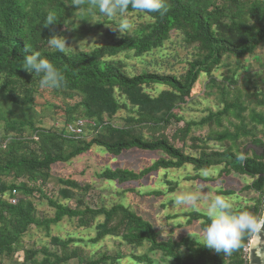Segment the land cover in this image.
I'll return each instance as SVG.
<instances>
[{
	"label": "trees",
	"instance_id": "16d2710c",
	"mask_svg": "<svg viewBox=\"0 0 264 264\" xmlns=\"http://www.w3.org/2000/svg\"><path fill=\"white\" fill-rule=\"evenodd\" d=\"M250 1L252 7L245 10V5ZM70 3L71 0H0V123H4V136L0 138V258L13 260L22 238L32 226L49 232L51 226L68 218L77 219L79 227L88 228L95 219L103 217L104 221L98 224L97 235L91 240L92 243L106 237H121L130 246L145 242L151 253H162L174 264H248L243 254L244 248L226 257L190 238L161 241L150 221L122 204L110 209L83 206L79 197L90 189L70 179L59 180L64 186L59 190V199L48 197L42 189L51 176L52 167L71 162L89 152L93 146L115 157L136 149L161 152L166 158L139 174L117 169L105 170L100 177L123 185L140 182L159 170H179L185 165L207 170L224 165V175L233 173L253 180L243 188V192L252 191L260 196L253 207H238L235 210L256 212L258 208L264 207V179L260 177L264 174V153H253L252 156L246 154L242 162L237 159L241 153H235L230 148L222 152L202 151L199 157H192L175 146V142L186 141L192 127L211 124L214 120L219 123L222 117L230 114H235L240 121L239 126H234L233 133L225 131L210 140H229L236 145L241 135L251 137L254 144L263 146L261 139L246 125L243 114L247 107L239 101L240 97L229 102V93L222 89L224 107L221 111L210 113L199 123H184L171 137L165 134L173 123L182 122L175 111L191 96L202 74L211 75L225 55L241 59L264 48V0H164L167 7L164 15L137 12L149 17L151 22L133 36H125L91 52H68L65 55L49 49L46 40L53 33L60 35L64 22L68 23L73 17L74 9ZM49 12L57 15L58 24L46 27L45 20ZM129 13L136 11L129 7ZM175 30L182 32L188 45H195L198 49L197 56L188 63V69L180 77L150 73L129 76L122 61L112 60L128 51L140 58L161 47ZM27 45L32 52L39 51L42 58L48 59L65 75L61 87L51 88L54 94L67 99H81L72 108L74 112H79L78 117H71L65 124L75 123L79 119L87 120L89 124L83 135H71L64 128H37L35 119L14 120L3 115L2 110L8 109V105L20 111L31 107L33 94L40 90L39 77L34 79V73L30 74L21 68L24 57L32 54L27 50ZM211 81L215 82L213 79ZM152 85L164 86L168 90L151 97L145 88ZM120 98L125 102H121ZM258 105L263 106L264 103L259 102ZM121 110L131 111L135 115L127 118L126 126L115 127L105 117L111 119ZM250 116L254 123L264 128L263 114L257 115L252 109ZM88 129L94 133L90 141L84 138ZM27 130L31 133L25 135ZM144 130L152 133L150 139L144 138ZM2 177L12 178L11 183L3 181ZM14 190L17 195L21 191L26 197L41 194L55 210L54 217L38 219L32 201L27 198L18 196L17 205L10 204L9 198ZM234 194L233 191H227L222 195ZM72 200L78 202L75 208L62 203ZM188 216L187 223L201 222L202 230L210 222L205 214L193 212ZM74 242L73 238L68 241L52 239L54 245L61 247ZM182 249L186 250L185 255ZM39 253L43 254L42 261L36 258ZM72 256L76 257L77 254L74 252ZM132 258L139 263L151 264L146 256ZM70 259L66 253H50L44 248L41 252L27 251L22 264H63ZM121 259V254L115 257L104 255L89 264H106Z\"/></svg>",
	"mask_w": 264,
	"mask_h": 264
},
{
	"label": "rangeland",
	"instance_id": "374dc122",
	"mask_svg": "<svg viewBox=\"0 0 264 264\" xmlns=\"http://www.w3.org/2000/svg\"><path fill=\"white\" fill-rule=\"evenodd\" d=\"M71 7L74 9V15L68 22L69 26H64L60 34L67 37L69 46L77 48V51L69 50V52H78V42L85 40L89 46L85 44L80 51L91 52L95 48L112 44L125 36H133L136 31L151 22L149 17L141 13H129L132 28L125 36H121L118 30L114 31L111 28L116 21L101 16L98 10H96V16L93 17L87 2L78 13H75L78 11L77 6L71 5ZM251 7L250 1L244 9L249 10ZM225 21L228 22V19ZM197 54V47L188 45L184 41L182 32L175 30L171 32L168 40L161 47L140 58L134 57L133 53L128 51L112 60L122 61L129 76L150 73L180 77L188 69V63ZM212 79L215 82H212ZM222 89L229 93L227 98L229 102H234L240 97L239 101L247 107V111L243 114L246 125L248 129L254 131L258 139H261L263 146L254 144L253 138L241 135L236 145L229 140H210L216 134L225 131L234 132V126L240 124L235 114L222 117L219 123L214 120L211 124L192 127L186 141L184 143L175 142V146L182 148L185 154L192 157H199L202 151L208 153L222 152L227 148L232 149L235 153L244 152L249 156H252L253 153L258 155L264 153V128L250 119L252 109L257 115H264V105H258L259 102L264 103V48H259L254 54L241 59L225 55L222 63L212 71L211 75L202 74L193 87L191 96L186 98L180 109L175 111L177 118H181L182 122L179 124L173 123L165 131V134L171 137L173 132L178 127H182L184 123H199L210 113L221 111L224 107ZM166 90H168L167 87L159 85L145 88V92L151 97H157ZM254 96H256V99ZM117 98L119 97L117 96ZM33 100V103H30L31 107L28 109L20 111L16 108L14 110L11 105H8L9 108L2 110V113L7 118L14 120L19 118L35 119V127L57 130H63L65 123L71 117L77 118L79 115V112H74L72 109L81 101L79 97L63 98L55 95L53 90L49 88L40 89L38 93H34ZM120 100L125 102L122 98ZM248 101L252 103L250 104ZM69 107L70 110H67ZM134 115L131 111L121 110L111 119L105 118L115 127H123L127 125V118ZM3 127L4 123L1 122L0 138L4 136ZM29 133L31 131L27 130L25 135ZM143 135L145 139H150L152 133L144 130ZM93 137V130L88 129L84 138L90 141ZM162 158H166V156L161 152H145L136 149L123 152L115 157L103 149L93 146L89 152L73 159L71 162L57 164L52 167L51 176L42 190L48 197L59 199V190L64 188L59 180L70 179L90 189L87 194L79 197L83 206L92 209H110L115 205L122 204L150 221L161 241L169 238L175 241L190 238L201 244H204L201 222L188 224V215L193 212L207 215L206 209L209 201L201 200L198 202L197 207L173 208V200L177 194L195 190L201 193L210 191L213 195H222L224 192L233 191L235 192L234 195L226 197L231 198L230 202L233 204L234 209L253 207L260 197L259 194L252 191H242L245 186L253 182L252 179L233 173L229 176L224 175L222 173L224 165L207 169L210 173L207 177L201 175L203 169H197L192 165H185L179 170H159L140 182L123 185L108 182L100 177L105 170L117 169L129 170L139 174ZM1 179L7 183L12 181L10 177H2ZM18 193L20 198H27L32 201L38 219L45 220L54 217L55 210L49 206L47 200L41 194L36 193L33 197H26L21 191H18ZM62 203L72 208H75L78 204L73 200L62 201ZM103 221L104 218L99 217L88 228H84L79 227L77 219L64 218L57 225L51 226L49 232L32 226L22 238L13 260L0 258V264H9V262L11 264H22L27 251L41 252L44 248H47L50 253H66L70 256L71 259L63 264H89V262L96 261L104 255L115 257L117 254H121V260L117 262L109 261L106 264H146L135 261L132 256H146L151 264H174L171 259L165 257L162 253H151L149 245L145 242L130 246L121 237H106L97 243H92L91 240L97 235V226ZM189 231L194 237L200 238L194 239L190 236ZM53 238H59L62 241L73 238L75 242L67 247H61L52 243ZM212 251L215 250L212 249ZM74 252L77 254L76 257L72 256ZM186 253V250L182 249V254L185 255ZM36 258L38 261H42L43 254L39 253Z\"/></svg>",
	"mask_w": 264,
	"mask_h": 264
},
{
	"label": "clouds",
	"instance_id": "9594fccd",
	"mask_svg": "<svg viewBox=\"0 0 264 264\" xmlns=\"http://www.w3.org/2000/svg\"><path fill=\"white\" fill-rule=\"evenodd\" d=\"M85 2L88 3L89 11L92 12L93 17L96 16V10H98L101 16L116 21L111 28L114 31L118 30L121 36H125L132 28L129 7L136 12L145 14L160 13V15H164L167 11L164 0H71L69 5L77 6L78 11L75 13H78L82 10ZM57 19L54 12H49L45 20L46 27L58 24ZM64 24L66 27L69 26L67 22ZM46 41L49 49L65 55L69 50L77 51L76 47L69 46L67 37L62 35L53 33ZM85 44L89 46L86 40L78 42L79 51ZM27 50L31 51L28 45ZM21 68L30 74L34 73V79L39 77L38 87L41 90L59 88L65 82V75L48 59L42 58L39 51L25 56ZM246 156L243 152L237 156V159L243 162ZM209 174L208 170H201L202 176L207 177ZM201 200L209 201L206 211L210 222L202 232L205 248L214 249L226 257L241 248L251 250L255 248L256 255L261 257V247L264 246V207L258 208L256 212L236 211L230 202V197L213 195L210 191L201 193L193 190L177 194L173 200V208L197 207ZM189 234L194 239L200 238L194 237L190 231Z\"/></svg>",
	"mask_w": 264,
	"mask_h": 264
},
{
	"label": "built area",
	"instance_id": "2783aa9c",
	"mask_svg": "<svg viewBox=\"0 0 264 264\" xmlns=\"http://www.w3.org/2000/svg\"><path fill=\"white\" fill-rule=\"evenodd\" d=\"M87 124H89V122L87 120L79 119L75 123L65 124L64 129L71 135L81 136V135L84 134V130H85V127H86ZM0 147H1V145H0ZM9 203L12 204V205H17V203H18V195H17V191L16 190H14L12 192V196H11V198H9ZM243 254H244L245 258L248 259L249 249L244 248L243 249Z\"/></svg>",
	"mask_w": 264,
	"mask_h": 264
},
{
	"label": "water",
	"instance_id": "95a60500",
	"mask_svg": "<svg viewBox=\"0 0 264 264\" xmlns=\"http://www.w3.org/2000/svg\"><path fill=\"white\" fill-rule=\"evenodd\" d=\"M264 179V174L260 175ZM264 246L261 247V257L256 255V249H249L248 264H264Z\"/></svg>",
	"mask_w": 264,
	"mask_h": 264
}]
</instances>
